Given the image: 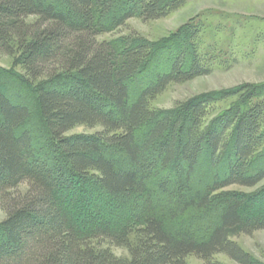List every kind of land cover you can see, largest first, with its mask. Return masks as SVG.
<instances>
[{
    "label": "trees",
    "instance_id": "obj_1",
    "mask_svg": "<svg viewBox=\"0 0 264 264\" xmlns=\"http://www.w3.org/2000/svg\"><path fill=\"white\" fill-rule=\"evenodd\" d=\"M186 1L0 0V54L13 56L35 85L50 137L36 139L25 127L30 108L0 91V264H188L193 254L207 264H226L214 259L218 254L263 264L232 237L264 229V166L255 165L264 151V85L246 83L162 113L151 102L171 84L210 73L198 48L203 24H185L175 34L178 54L163 71L142 77L136 93L132 80L160 47L134 35L99 39L132 18L166 17ZM60 75L71 82L36 85ZM232 96L234 108L207 121L212 104ZM80 125L102 130L67 135ZM205 152L213 168L226 166L195 188ZM234 184L263 185L254 194L221 198L201 237L167 225L209 210L215 192ZM104 195L119 201L120 210L106 215ZM112 245L128 256L115 254Z\"/></svg>",
    "mask_w": 264,
    "mask_h": 264
},
{
    "label": "rangeland",
    "instance_id": "obj_2",
    "mask_svg": "<svg viewBox=\"0 0 264 264\" xmlns=\"http://www.w3.org/2000/svg\"><path fill=\"white\" fill-rule=\"evenodd\" d=\"M198 22L203 24V29L198 34L199 54L204 62L208 63L210 73L188 82L171 84L151 102L153 109L162 113L178 111L201 96H217L246 83L264 85V0H187L183 6L166 17L147 21L132 18L124 26L102 34L99 39L118 40L134 35L143 37L160 47L153 59L132 80V89L136 93L145 85L142 77H150L155 72L163 71L169 58L178 54V46H175L177 42L171 43L175 34L185 24ZM23 74L25 70L15 63L13 56L0 54V91L6 93L14 102L25 104L30 108L32 116L25 127L36 139L42 142L48 141L50 137L39 116L35 85L30 86ZM70 82V77L60 75L52 80L40 79L36 85L64 87ZM237 101L238 98L232 96L212 104L207 121L213 122L220 114L234 108ZM100 130H102L100 126L80 125L67 135H92ZM106 152L119 163L125 161L123 155L116 149L106 148ZM208 156L209 154L205 152L200 157L194 174L195 188L198 187L197 185L205 186L211 182L213 174L217 170L223 171L226 166V163H223L219 169L213 168ZM255 165L264 166V151L259 153ZM90 182L95 184L93 180ZM262 185L244 187L234 184L225 187L215 192L209 210L190 211L177 220L169 219L166 223L174 229L190 230L201 237L211 226L212 221L216 220L218 201L221 198L233 192L254 194ZM26 189V184L20 186L21 191ZM84 192L80 190L82 203L85 201ZM102 201L106 207V215L114 214L122 207L119 201L109 199L106 195L102 196ZM4 217L5 212L0 208V222ZM232 238L256 260L264 264V229L255 231L251 235L238 234ZM111 248L119 256H128V250L124 247L112 245ZM214 259L226 264H238L225 254H218ZM186 260L188 264H207L204 259L194 254L189 255Z\"/></svg>",
    "mask_w": 264,
    "mask_h": 264
}]
</instances>
